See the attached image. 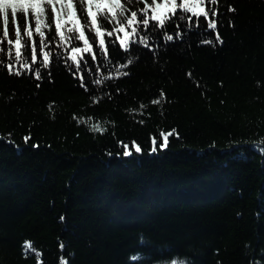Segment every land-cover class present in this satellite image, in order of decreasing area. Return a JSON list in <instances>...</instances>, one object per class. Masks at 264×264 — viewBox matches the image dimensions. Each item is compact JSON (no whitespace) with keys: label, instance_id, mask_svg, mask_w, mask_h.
I'll return each instance as SVG.
<instances>
[{"label":"trees","instance_id":"1","mask_svg":"<svg viewBox=\"0 0 264 264\" xmlns=\"http://www.w3.org/2000/svg\"><path fill=\"white\" fill-rule=\"evenodd\" d=\"M219 8L222 46L194 29L155 59L134 48L130 75L107 82L111 99L63 63L39 88L0 69V264H37L21 254L26 240L44 264H58L60 243L68 264H264V153L253 147L264 145V0ZM97 122L103 135L88 130ZM172 128L180 139L151 153ZM118 141L133 155H117Z\"/></svg>","mask_w":264,"mask_h":264},{"label":"snow or ice","instance_id":"2","mask_svg":"<svg viewBox=\"0 0 264 264\" xmlns=\"http://www.w3.org/2000/svg\"><path fill=\"white\" fill-rule=\"evenodd\" d=\"M219 4L220 0H179V3L178 0H0V69L9 76L38 81L36 88H39L45 79L53 82L51 67L63 63L79 87L86 92L92 91L90 85L101 87L100 97L111 99V93L105 91L107 82L130 75L124 69L138 60V56L130 54L134 48L148 49L155 59L157 49L170 42L182 41L194 29L201 36V45L222 46L224 41L218 24L223 13ZM227 12L235 13L236 9L227 5ZM228 26L234 27L231 20ZM170 27L173 28L171 32ZM62 48L64 51H60ZM66 52L70 54L66 55ZM120 54H123V60H120ZM110 66H114L115 75L107 71ZM187 75L191 78L192 73ZM90 99L92 103L99 102L96 96H90ZM164 99L165 93L161 90L150 103L160 105ZM53 103L48 105L50 111ZM146 107L140 104V109ZM73 119L79 124L88 118H78L74 114ZM88 130L103 135L107 128L97 122ZM170 137L180 139L175 128L158 130L151 138V153L167 149ZM23 140L27 145L31 134L24 136ZM130 143L135 153L142 152L135 140ZM118 145L121 151L117 155H133L129 142L118 141ZM32 147L38 148L39 145L33 144ZM253 147L264 153V145L255 144ZM60 219L63 221L64 217ZM64 247L60 243L58 264H68L63 255ZM21 254L24 259L34 256L37 264H44L42 253L31 241H24ZM249 264L260 262L253 257Z\"/></svg>","mask_w":264,"mask_h":264}]
</instances>
